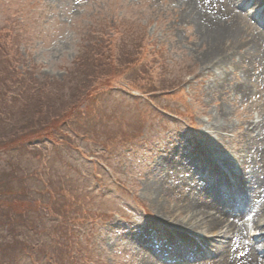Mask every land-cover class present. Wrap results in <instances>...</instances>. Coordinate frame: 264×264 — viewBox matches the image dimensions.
I'll list each match as a JSON object with an SVG mask.
<instances>
[{"label":"rangeland","instance_id":"1","mask_svg":"<svg viewBox=\"0 0 264 264\" xmlns=\"http://www.w3.org/2000/svg\"><path fill=\"white\" fill-rule=\"evenodd\" d=\"M179 3L0 0V59L19 75L29 74L38 86L46 82L44 104L23 112L21 121L0 115V193H12L10 198L0 195V202L13 206L18 216L14 231L31 240L17 264H140L143 254L152 258L150 253L158 247L157 231L167 237V212L174 203L172 197L167 203L168 197L160 196L158 209L154 192L144 189L152 175L163 178L174 161L181 173L198 182L194 170L201 173L199 163L236 165L238 141L246 161L263 159L258 153L264 147V68L247 58L238 57L225 68H213L212 55L202 60L205 50L196 43L193 26L176 24ZM231 8L264 32L245 8ZM181 10L187 13L188 6ZM76 59L85 66L73 67ZM77 76L83 78L75 93L70 86ZM62 86V96L53 93ZM237 86L250 89L247 98L234 94ZM78 90L86 97L75 108L73 124L30 135L37 132L35 109L45 114L59 106L58 114L77 100L72 96L79 95ZM4 98L13 100L10 93ZM4 104L11 106L9 100ZM20 104L18 98L15 105ZM218 110L222 119L218 115L217 120L226 128L214 136L209 123ZM208 153L213 155L211 163L206 161ZM12 163L17 173L10 171ZM168 175L176 185V175ZM32 180L35 185H30ZM67 182L76 191L80 186L88 192L84 205L91 199L99 218L89 229L88 222L77 221L89 219L83 209L81 215L67 212L64 219L57 217L56 223L63 226L57 227L49 246L54 257L34 244L49 230L50 187ZM175 189L190 195L184 185ZM73 190L62 189L66 202L72 194L76 199ZM209 192L200 184L197 198L207 199ZM162 210L168 214L166 220L159 218ZM22 217L27 221L21 222ZM256 258L257 264H264Z\"/></svg>","mask_w":264,"mask_h":264},{"label":"bare ground","instance_id":"2","mask_svg":"<svg viewBox=\"0 0 264 264\" xmlns=\"http://www.w3.org/2000/svg\"><path fill=\"white\" fill-rule=\"evenodd\" d=\"M179 2L181 4L179 8L188 6V12L180 9L175 18L176 24L186 23L193 26L196 43L205 50L201 57L202 60L204 56L212 55L210 59V63L214 64L212 67L225 68L238 57L247 58L249 62L261 63L264 68V32L254 28L241 14L234 12L231 8V6L239 10L249 8L252 12L248 17L257 18L264 27V0H179ZM248 92H250L249 88L237 86L234 94L242 100L248 97ZM217 113L209 123L214 130V136L226 128L224 127L226 125L220 124L217 120L218 115L222 119V110H218ZM234 147L236 165L234 163L226 169L238 181L230 183V191H223L219 187L214 189L205 187L210 191L207 199L197 198L199 182L191 180L189 173H181L174 161L171 162V166L167 165L165 168L164 171L167 173L163 178L158 180L152 175L148 180L149 183L144 185V189L154 192L152 197L155 199L154 202L159 204L158 209H162L160 196L168 197L165 199L167 203L171 197L174 201L173 208L169 211L165 210L169 213V219L164 218L168 215L164 210H162L163 215L159 216V218L163 217L168 225L167 237L160 233L158 235H161L159 238L161 253L170 256V264L183 263L182 250L185 247L188 251V258L194 262H200L201 256L206 253L214 256L213 258L216 257L196 264H256V257L250 252L254 251L255 254L257 248L254 247V243H250L249 252L244 241H248L245 239L248 234L256 239L264 237V156L263 159L259 157L256 160L251 157L247 162L241 155L243 153L241 141H238ZM258 154L260 156L264 154V147L259 150ZM212 159V153H208L206 161L211 163ZM247 169L251 171L246 173ZM155 170L159 168L154 167ZM168 173L170 176L172 173L176 175L175 180L178 182L176 185L172 183L173 180L169 179ZM200 179L203 180L202 177ZM179 185H184L190 195H180L175 189ZM219 195L225 197L224 200ZM234 195L236 196L233 197ZM232 207L237 209L232 211ZM252 214L255 216L250 218ZM178 215L183 217L179 219ZM171 216L177 217L178 220L171 221ZM261 227L263 228L259 229ZM228 237L230 240H227L224 248L222 247L223 241L226 238L229 239ZM232 239L235 241L230 242ZM185 241L190 242L185 244ZM191 243L199 249L201 254L190 247ZM168 247H171V253L168 252ZM146 248L149 247L146 245ZM153 253H150L152 258L143 254L140 264H156ZM258 254L264 259V250Z\"/></svg>","mask_w":264,"mask_h":264},{"label":"trees","instance_id":"3","mask_svg":"<svg viewBox=\"0 0 264 264\" xmlns=\"http://www.w3.org/2000/svg\"><path fill=\"white\" fill-rule=\"evenodd\" d=\"M0 62H1V65H0V108H1L0 115H3V113H6L9 115V119L16 118L18 121L19 120L21 121V119L18 117L19 116L21 117L22 116L21 114L23 112L33 107L35 104L36 105L44 104L42 100H45L46 98L44 94L46 93L45 86H44L46 82L43 81L44 83L38 86L35 82L32 81V77L29 74L23 75V76L19 75V72L15 70L14 67H7L6 63L2 61L1 59H0ZM76 63L77 65H79L80 63L79 60L76 59V61L72 63V66L75 68H76ZM84 66L85 64L81 62L79 65V69L83 68ZM24 76H26L27 78ZM82 78L83 77L77 76L73 79V82L71 83L70 88H72V90H74L75 93L77 92V88H78L77 85H80L79 82L82 80ZM28 82H31V84L27 85ZM64 87L65 86H62V88L55 87L53 90V93L56 94L57 92H59V95L62 96ZM7 93L11 94L13 100L12 99L3 100L5 99L4 97ZM78 93H79V90H78ZM84 93L80 92L79 95L73 94L72 96L73 99L74 100L77 99V100L73 104H71L69 107L64 108L58 114L56 111L59 106L49 111V113L52 114L53 117H51L48 112L45 114L39 113L41 108L35 109L37 114L35 115L34 119L39 120V121L37 120L38 121L37 124H34L36 125L34 129H36L37 132L32 133L30 135H33V136L37 135L38 132L42 131V128L45 130L47 128L50 129L51 127L53 131H56L58 128H61V129H64L63 127H65V129L68 128L71 124H73L72 121H70V119H73L76 115L74 113L76 106L79 105L82 102V100L86 97V94ZM18 98L20 99V103H21L20 106L15 105L16 100ZM8 100L10 101L11 106L7 107L4 103H6ZM22 101H24V103ZM45 108L47 110L49 109V107H46V105H45ZM41 117H44L45 119L40 120ZM59 125H63V127ZM18 142L19 141H16L15 143H18ZM127 142L131 143V140ZM120 143H126V142L122 141ZM23 168H24L23 170H25L26 166H23ZM16 169H17V164H13L11 166L10 171L17 173V171H14ZM13 177L15 178L16 176L13 175ZM17 177L20 178L23 182L27 183V181L24 180L25 178L24 175H18ZM48 179H49V176H48ZM34 180L30 182V185H35ZM50 188H51L50 190L51 201H49L50 209L47 210L48 212L47 214L50 216L46 218L47 223H50V225L46 224L49 230L47 233L41 232V234H39L36 239V243L34 244L36 246H41L42 249L46 248L49 250H50L49 246L52 244V241H53V235L55 234L57 227L60 225L56 223L57 217L63 218L65 217L67 212L68 213L74 212L76 214L80 213L81 215V211L83 209L85 213H87V216L89 219H84L82 221V219L77 218V221H80L78 223H84V224L88 222L89 229H93L92 223L99 218L97 214L93 213L94 209L92 206H90L91 201H92L91 199H89L90 201L87 200V202L84 205V200H86V198L88 197V192L83 187L77 186V188H80V190L76 191V189H74L72 186L70 188V183L67 182L66 185H62L59 188L54 187V186ZM62 189L68 190L70 191V193H72V190L74 189L73 193L75 194L76 199L74 198L72 194L70 197V200L66 202L65 199L67 197L62 192ZM11 194L12 193L11 192L9 193V191L0 193V195H4V198H10L9 196ZM39 200L40 202H44V198L38 197V201ZM70 203H71V206H70ZM15 214L16 213L11 204L5 205L4 203L0 202V264H7V263L17 264V260L21 259V253L22 251H24L23 248L31 245V240L27 235L22 236L19 232L14 231L15 225H16L14 219L15 218L18 219V216H16ZM24 221L26 222L27 220L24 217H22L21 222H24ZM60 226H63V225H60ZM37 229L38 228H35V232ZM67 231H69V228L67 229ZM50 252L55 257L54 251L50 250Z\"/></svg>","mask_w":264,"mask_h":264}]
</instances>
